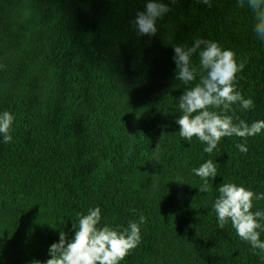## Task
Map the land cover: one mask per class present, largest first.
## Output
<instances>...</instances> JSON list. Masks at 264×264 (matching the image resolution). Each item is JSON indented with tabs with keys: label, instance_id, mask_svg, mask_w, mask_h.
Here are the masks:
<instances>
[{
	"label": "trees",
	"instance_id": "16d2710c",
	"mask_svg": "<svg viewBox=\"0 0 264 264\" xmlns=\"http://www.w3.org/2000/svg\"><path fill=\"white\" fill-rule=\"evenodd\" d=\"M148 2L0 0V113L14 116L11 142L0 134V264H43L59 233L71 239L79 215L96 207L100 226L121 231L146 218L120 264H264L231 221L219 227L213 207L222 183L264 193V129L246 141L223 137L209 154L176 123L192 85L176 79L174 48L197 38L246 61L235 85L254 107L232 105L233 122L264 120L254 14L237 0H154L168 11L155 35H140L134 21ZM192 64L199 71L198 55ZM207 160L217 175L200 192L193 169ZM253 205L264 210V200Z\"/></svg>",
	"mask_w": 264,
	"mask_h": 264
},
{
	"label": "clouds",
	"instance_id": "9594fccd",
	"mask_svg": "<svg viewBox=\"0 0 264 264\" xmlns=\"http://www.w3.org/2000/svg\"><path fill=\"white\" fill-rule=\"evenodd\" d=\"M208 7L212 0H201ZM238 6L245 5L252 11L255 18L253 31L257 37L264 40V0H237ZM168 11V8L154 0H149L146 10L137 14L134 21L140 35H155L156 20ZM201 45L203 46L201 48ZM176 79L185 85L179 97V109L182 112L176 123L179 125V135L192 140L193 137L206 143L205 153L211 154L218 150V143L223 137L237 136L245 141L264 129V120H257L249 125L245 120L236 117L233 122L232 105L239 103L241 109L254 107V101L236 90V75L245 67L246 61L237 64L235 53L230 49H222L217 42L197 38L190 47L176 46L174 48ZM199 57V71L192 64V57ZM2 67V66H0ZM199 75V81H196ZM14 116L8 111L0 113V134L3 142L12 140L10 130ZM242 153H247L246 143L237 144ZM132 147H129L131 155ZM160 145L157 144L153 156L159 162ZM195 175L203 180L200 192L209 190V178L217 175V167L212 160H207L199 168H194ZM153 187L156 184L153 183ZM219 196L214 202V210L219 227L231 221L237 235L248 242L255 251L264 253V210L253 209V200H264V193H254L244 186L235 183H222L218 188ZM79 215V214H78ZM146 223L141 214L138 221H129L128 227L122 231L107 224H101V209L89 208L87 215H79L78 225L74 223L75 234L71 239L64 232L59 233V241L49 247V259L43 264H120L122 260L135 249L141 239L140 225ZM259 230V231H258ZM33 264H41L34 261Z\"/></svg>",
	"mask_w": 264,
	"mask_h": 264
}]
</instances>
